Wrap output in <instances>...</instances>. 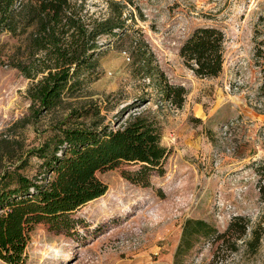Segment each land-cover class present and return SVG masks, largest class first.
Masks as SVG:
<instances>
[{
  "label": "rangeland",
  "instance_id": "374dc122",
  "mask_svg": "<svg viewBox=\"0 0 264 264\" xmlns=\"http://www.w3.org/2000/svg\"><path fill=\"white\" fill-rule=\"evenodd\" d=\"M73 1L87 20L123 25L98 38L92 65L45 109L29 98L34 79L22 70L39 64L41 52L31 43L37 25L30 9L17 5L18 27L0 32V174L11 169L40 179L45 170L36 148L60 128L119 127L141 111L158 122L168 147L165 170L153 173L148 185L123 175L134 167L129 162L98 171L107 189L72 212L79 219L75 231L35 224L23 264H172L187 217L223 230L243 214L249 229L264 226V0ZM201 25L225 34L216 76L196 75L179 54ZM165 80L185 87L182 106L163 98ZM239 244L215 262L213 244L203 239L183 264H264V235L254 253Z\"/></svg>",
  "mask_w": 264,
  "mask_h": 264
},
{
  "label": "trees",
  "instance_id": "16d2710c",
  "mask_svg": "<svg viewBox=\"0 0 264 264\" xmlns=\"http://www.w3.org/2000/svg\"><path fill=\"white\" fill-rule=\"evenodd\" d=\"M17 0H0V32L15 31L20 23ZM30 9L36 32L32 47L41 52L39 64L22 66L32 80L27 93L32 102L45 109L58 104L61 95L74 87L75 76L87 69L98 53V38L114 34V25L123 23L87 20L73 0H20ZM224 31L214 25H201L185 38L179 48L183 62L198 76H216L224 62ZM261 54V48L258 49ZM264 72V67H263ZM39 75V76H38ZM264 93V81L261 86ZM186 89L182 84L164 81L162 96L180 107ZM156 119L141 111L119 127L74 126L60 128L50 141L36 148L43 158L45 176L33 179L15 170L0 174V259L8 264H23L30 231L44 223L56 232H72L79 222L72 212L103 194L107 185L98 171L125 161L134 165L123 175L148 185L153 173L162 174L168 147L160 142ZM264 190V164L260 168ZM249 229V219L234 214L223 230L204 218L187 217L182 225L172 264H183L185 255L203 239L213 244V261L226 259L239 249L243 240L254 253L264 235V226ZM249 234V235H247ZM247 237V238H245Z\"/></svg>",
  "mask_w": 264,
  "mask_h": 264
},
{
  "label": "built area",
  "instance_id": "2783aa9c",
  "mask_svg": "<svg viewBox=\"0 0 264 264\" xmlns=\"http://www.w3.org/2000/svg\"><path fill=\"white\" fill-rule=\"evenodd\" d=\"M18 4H20V0H17L15 5L17 6Z\"/></svg>",
  "mask_w": 264,
  "mask_h": 264
}]
</instances>
